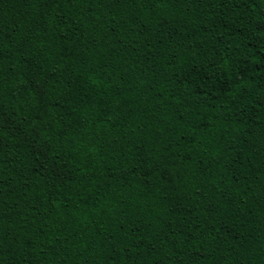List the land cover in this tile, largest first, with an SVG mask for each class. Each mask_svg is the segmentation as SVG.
Returning a JSON list of instances; mask_svg holds the SVG:
<instances>
[{
  "label": "trees",
  "instance_id": "trees-1",
  "mask_svg": "<svg viewBox=\"0 0 264 264\" xmlns=\"http://www.w3.org/2000/svg\"><path fill=\"white\" fill-rule=\"evenodd\" d=\"M260 10L0 0V264H264Z\"/></svg>",
  "mask_w": 264,
  "mask_h": 264
},
{
  "label": "snow or ice",
  "instance_id": "snow-or-ice-1",
  "mask_svg": "<svg viewBox=\"0 0 264 264\" xmlns=\"http://www.w3.org/2000/svg\"><path fill=\"white\" fill-rule=\"evenodd\" d=\"M221 2L224 3L225 6L231 5L233 9L249 8V6L260 8L261 10L257 15H246L245 13H240L236 17V20L245 32L249 31V26H251V28H255L257 31L264 29V19H258V17L264 18V7H261V5H264V0H221ZM262 35H264V33H262ZM261 44H264V40H261ZM4 59H6V57L3 55V31L2 27H0V67L3 66ZM7 59H10V57H7ZM13 78H17V74L15 72H13L10 77V79ZM8 83L9 79L3 78V75L0 74V89H3ZM236 83H239V81H236Z\"/></svg>",
  "mask_w": 264,
  "mask_h": 264
}]
</instances>
